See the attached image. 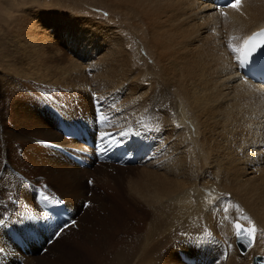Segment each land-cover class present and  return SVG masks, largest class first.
Returning a JSON list of instances; mask_svg holds the SVG:
<instances>
[{
    "label": "bare ground",
    "instance_id": "bare-ground-1",
    "mask_svg": "<svg viewBox=\"0 0 264 264\" xmlns=\"http://www.w3.org/2000/svg\"><path fill=\"white\" fill-rule=\"evenodd\" d=\"M94 1L97 2L99 5L106 6L108 8V11L112 14V19L104 22L102 21L103 23H94L96 25L93 24L92 26H95L96 28L94 30H92L93 28L91 27V29L89 28V31H93V34H90V36H88V32L84 33L85 35L83 37H86V39L81 40V46L76 40L78 38L76 36H80V34H73L71 32L73 31L71 27L62 28V21H59V23H61V26L56 27V33L58 32L59 35L64 29L67 30L70 38L72 39L71 49H73V51L75 50L74 52L77 53L76 56H78L81 52V61H85L87 63L86 65H89L93 69H95L96 67L102 69L104 68L105 73H107L104 74V77L105 75H110L117 78L119 82L128 81L130 84L139 85L140 83H145L147 86H149L153 103L152 105L149 104L150 107H148V109L144 108L145 110L142 113L140 111L141 108L139 109V113H141V117L139 116L141 118V126L136 127L134 125L135 130L132 129L131 131H116L117 133L114 135L112 133L113 131L110 130L111 123L109 124L108 128H105L103 126L105 122H111L112 116L110 113L105 114L104 109L99 105V107H101V110L97 106L98 117L97 119H95L96 116L94 115L93 109H91L92 116H90L88 107L84 103H82L81 100L76 97V95H74L73 99L70 98L71 95L76 92V90V93L79 94V84L75 83L77 81V77L72 78L69 76L72 75V70H77L78 72L80 67L77 66L76 63H72L73 61L71 62V64L66 66L65 63L67 62L68 57H63L64 54L62 55V53L59 51V42L50 44L48 38L44 34V28L42 29V27H38L35 22L34 24H32L33 21L32 23L27 22L29 18L28 13L35 14L36 12H33L32 9H30L29 11V9L26 8L23 13L13 15L11 13H7L6 11L7 14L12 15V19L11 21H9L8 24V26H10L9 29L11 28L17 32L19 31V33H17L18 40H15L16 36H13V39L16 41L13 43L22 49L20 50L21 53L18 54L16 57H19L18 61L21 64L22 60H24H21L20 58L23 57V52L26 58L25 64L30 66L31 69L28 70V74H22V76L17 73H11L13 75L5 74V83H3V80L0 79V224H3V228H0V264H13L16 261L20 263L23 262L24 264L57 263L56 260L58 258V255L61 254L60 251H58L59 253L54 254L53 252H49L47 256L44 255L45 257H41L40 255H33L38 253L39 246L42 245L43 242L45 243L46 240H51L53 231L62 229V227L58 228L52 222L45 226L40 225L38 223V218L42 216L44 217L42 219H45V214L44 212H41L38 206L42 207V211H44L45 207L49 206H57L60 204H63L66 208L68 206L74 215L73 216L69 211L71 214V220L74 221V225L66 226V228L64 229L65 231H60L58 238H60V240L67 239V241L73 240V247L82 245L85 253L88 254L89 259L91 258L93 259V261H98L99 264L100 260H97L98 253L108 254V256L101 257L105 264H157V261L159 262L158 264H160L165 255L163 257L159 256L165 246L169 245L171 241H176L180 237V234L188 233L189 231H191V229H194V226H200L201 221L205 222L215 232L219 231L221 234L227 232V224L224 221L223 216H220V219H218L216 217L217 215H214L216 213H214L213 216L217 218L215 221V218L213 219V216H211L212 209L210 208V210L208 208L209 210H206L207 207L204 209L206 211L205 212L200 206H198V211H196L197 217H199V221L197 217L195 218V216L192 215L193 218L190 219L189 223H185L186 226H189L187 228H185L184 224H178V222L176 223V220L174 221V219H172L175 215L173 213V208L175 207L174 204L176 202V199H184V196L186 195V193H188V190L191 191V188H184L185 183L182 185L180 180V183H176L178 181H176L175 179L174 182L173 179H171L172 177L165 179L164 177L168 176L169 174L157 173L158 170L163 167L162 162L164 161L168 163V167L171 166V170L169 171L171 172L170 175L175 177L179 168L177 162H181L179 161L180 157H165L166 155H163L164 153L162 154V152L164 151L161 152L160 149L163 148V146H158L157 144L159 143H157V140L160 139V142L162 144L165 140L164 136L167 138V141H170L169 143H171L170 146L165 142V145L170 146V150L172 149V147H175L177 145L182 147L185 144V146H183V157H181L182 162L185 163V173L184 171L182 173L185 176V180L192 181L193 175L195 176L194 173L197 172L198 167L197 170L194 167L195 165H197L195 164L196 160H194V156L198 155V157L203 163H206L207 159H209L210 162L207 164H209L211 166V169L213 170H210V172L206 173H210V178L214 180L212 186L219 193H221L220 195H222V193H229L230 196L233 194L235 198H237V191L243 192L245 190V192L256 201L258 200V198H263L262 203H264V180H262L264 177L261 179L262 183L258 184L253 181V179H251L252 172L253 174H257L264 170V159L263 157H261V154L258 157L256 155H252V160L247 163L241 160L243 164L240 162V166H237V157L233 160L231 159L236 156H234L232 152V155L230 154V152L229 154L230 156L234 157L229 158V156H220L222 150L223 152L225 150V152L228 153L226 149L229 150V148L231 147V145L230 147H228L227 145L226 148L225 144H223L224 141L226 142L228 138H230V135L227 139L223 137L225 136L223 135L225 125L227 126L226 123L228 122V120H233L234 122V119L228 118L229 112L226 109L230 108L229 105L232 104L231 101L236 102L238 94L241 96L245 95L246 99L248 98V96L250 97V99L252 97V100L256 99V102L254 100L255 104H264V89L260 88V86L258 85H252L247 81H243L237 74V63L239 60L241 47L251 34H253L256 30L264 26V0H240L238 7L226 8L222 11H214L212 5L209 4L207 0ZM22 2L24 1L18 0L17 5L21 6ZM12 3L14 4V2H11V4ZM58 4L60 3L58 2ZM41 10L47 11L46 9ZM21 11L22 6L20 10H16V12ZM47 12L54 11L48 10ZM36 14H39L38 11ZM48 17H50V19L57 18L61 20V18H58V16L53 14H49ZM114 20H118V23L123 25L122 27L125 28L123 34L125 35H121L114 32V35H117L119 37L115 38L114 36H112V34L108 35L107 33L101 30H98V32H96L97 29L101 28H103L102 30L108 33H110V31L112 32L113 29L111 30L107 23L109 22L115 24L116 22ZM123 22H126L127 24H123ZM36 23L38 22L36 21ZM23 24H27V26L25 25V28H23ZM3 25L5 26V24ZM116 26L119 27V25L117 24ZM129 35L134 36L133 39L136 42L134 44L135 46L141 43L144 47L143 52L145 51V56H147L148 62L143 59V61L147 63L144 62V65L142 67L140 65L138 66L137 64L135 65L134 60L128 59V55L132 53L130 51L132 49L130 48L129 50V47H133V45L130 42H121L120 40V38L122 39L124 36L126 38L127 36L129 37ZM93 37L99 38V42H97V44H95L96 41H92ZM52 39L54 40V38ZM87 39L90 40L88 41ZM50 46H54L55 48L53 47L52 49V47ZM232 48H236L237 52L232 54ZM122 49H125L127 52H129V54L125 53ZM135 53H137V50L135 51ZM92 54L96 55V57H99L97 61L100 64L94 63V60L91 61L90 57ZM47 55L50 56L47 57ZM143 61L141 60L142 64ZM5 65L11 66L12 60L9 59L5 61ZM37 68L39 69L38 72H40L44 76L40 78V80L43 82H39L40 88H42V93L44 94V92H50V88L55 87L53 91L56 92L59 96L56 99L54 98V96L47 95V99L45 98V105L41 104L39 100L37 101V97L33 98L32 96H27L26 94H23V92L30 94V92L33 91L31 87V85L34 86V84H32L33 81L32 83L29 82L27 84H25L24 82L25 85L23 86L20 84V87L18 85L19 83H17V76L25 77V79H28V77L32 79L31 77L33 76V74H36L35 71ZM50 73L53 74L49 75ZM2 75L3 72L0 71V78H3ZM48 75L49 77L53 78L58 77V80H56L55 82H49L45 80ZM19 79L21 78L19 77ZM100 80L101 79L99 78L98 82ZM103 81L105 82L106 80ZM101 82L102 81H100V83ZM42 84H47V88ZM16 85H18L19 90ZM99 86L100 88L102 87V85ZM147 86L144 87L146 88ZM117 87L118 86L116 85V88ZM21 88L22 95L20 92ZM59 88L64 89L60 90ZM102 88L103 90L105 89L104 87ZM138 89L141 90L142 88ZM126 91H128V89ZM117 92L114 91V94ZM108 95L112 94L108 92ZM117 95L118 94H116L115 96ZM141 95H143V93ZM10 96L13 98V100ZM129 96L131 97V95H129L128 93V97ZM65 97L68 98L70 101H67ZM133 97L136 98V94ZM59 98L61 102L58 100ZM127 99L129 98H126L124 100ZM4 100L8 102L6 103ZM238 100L240 99L238 98ZM248 100L249 99H247V101ZM129 102L130 101L127 100L128 105ZM147 102H150V100ZM241 102L242 101L240 100V103ZM47 103H52L51 108H53L55 112L52 111V109L47 105ZM254 103L252 102L251 104L254 105ZM120 104L117 108H120ZM130 104V106H132L133 102ZM96 105L98 104L96 103ZM153 105H157L158 107H156L158 109L155 108L154 110L150 111L149 109H151V106ZM177 105L181 106L184 109V113L190 114L189 109H191V112L193 114H190L192 116H189L192 117V119L195 121V123H192L191 121V124L195 125L196 123H199V128H201L200 130L202 133H197H201L200 138H202L203 136V142L207 141L206 144H209L212 148L209 147V149L205 151L203 150L204 153H199V150H201L202 147L203 149L207 148L206 146L204 147L200 144L199 147L201 149L198 147L199 150L197 148V152L195 144H193L194 139H192V137L189 138V132L192 131L191 125L188 124L186 120L187 117L185 119L184 113L179 111L180 108H178L179 106L177 107ZM233 105L235 104H232V106ZM245 105L243 107H245ZM253 105L252 107L255 108L256 105ZM124 106L126 105L124 104ZM130 106H126V108L128 107L129 109ZM135 106L136 105L134 104V106L132 107ZM243 107L242 110L244 109ZM124 108L125 107H123L122 109L124 111L127 110L128 112V109ZM232 108L235 109L236 105ZM239 108H241V106ZM187 109L188 112H186ZM57 111L62 115V118H64V120H66L73 127L67 137L63 136L60 130L58 132L51 128V119L56 116L55 113L57 114ZM231 111L232 109L230 110V113ZM253 111L254 110H252L251 113H253ZM262 112L260 111L259 115L262 116ZM134 113L135 112L133 111L132 116L137 115L136 113ZM234 113L236 114V112ZM241 113H238L237 115H240ZM122 115L121 118H123ZM246 115L244 113V118ZM47 117H49L50 119H47ZM241 117L243 116L241 115ZM251 117L254 118L253 115ZM126 118L128 119L129 117L127 116ZM134 118L137 117L135 116ZM198 119H202L201 122H198ZM95 120H99V129H97ZM241 120L242 119H238L237 121L239 122ZM249 120L251 119H248L246 123L250 126ZM254 120H256V118ZM135 121L136 119H134V124L137 123ZM124 122L127 123V121ZM171 122V128L166 129V126H168ZM236 122H234V125ZM258 122L261 123L260 121ZM253 123H255V121ZM125 124L123 125L125 126ZM114 125L112 126V129ZM63 126L65 127L63 121L58 120L56 127H59V129H61V127ZM232 126H230V128ZM243 126L246 128L247 131V127L245 126V124ZM253 126L254 125L252 124V127H250L251 130ZM260 126L263 127L262 123L260 124ZM12 127L16 129L14 130L12 129ZM236 127L238 129V126ZM175 128H181V131L179 130L180 132H178V130H175ZM226 128L228 129V127ZM232 128L231 130H233ZM147 129L153 131V134L154 131H156L159 137H156L155 134L153 136H141L134 132L139 131L140 133H144L145 135ZM73 130L76 133L77 137H73ZM251 130L250 132L253 133V130ZM259 130L260 129L258 128V131ZM173 131H175L174 134ZM82 132H87V134L93 136V139L96 141L97 147L95 151L99 152V162L94 158L92 153H88L87 148L80 145L78 137H81V140H84ZM229 132L232 133L231 131ZM95 133H98L97 136L95 135ZM233 134H236V132ZM226 135L228 136L227 132ZM236 135L234 136L238 137ZM246 135L244 136L245 139H249V136L246 137ZM263 135L264 133H262L260 137L256 138L260 139ZM102 137L104 139H101ZM233 137L229 140H233ZM239 137L237 139L240 140ZM244 137L242 138L244 139ZM76 138H78V140H76ZM252 138L254 139V136ZM234 140L236 141V139ZM244 140L241 139L240 141ZM236 142L233 143L236 144ZM257 143L256 146L261 145L260 141L259 144ZM121 144L124 145V148L129 153H134L136 151L141 152V154L144 156V159L137 162L135 164V167L137 168L138 164L144 165V169L139 170L130 167V165L127 163V159L125 158L117 161L116 155L113 154V151L115 147H118ZM197 144L199 145V143H196V145ZM230 144L232 143L230 142ZM222 145L225 146L223 147L224 149H222ZM234 146L236 148L233 147L230 149L233 150L234 148H238L237 145ZM248 148H250V145H248ZM240 149L241 148L239 147V150ZM80 151L82 152V154H80ZM225 152L223 154L228 155ZM255 152L256 151H254V153ZM238 153L240 152H237V156ZM250 153L251 152H249L248 155H250ZM67 155H71L72 158L67 157ZM178 156H180V154ZM75 158L78 160L82 159L84 160V162L82 163V161H76ZM241 158H243V155ZM241 158H238V160ZM88 159L90 161H88ZM243 160L245 159L243 158ZM96 162H98L97 164H99V168L95 171L93 170V168H95L94 165H96ZM196 162H198V160ZM198 164H200V167L201 162ZM126 166L130 167V169H127ZM203 168H199L200 173H202V171H205L202 170ZM11 170H14L15 173ZM129 172L134 173H130L129 176ZM89 173H92V175L94 176H96L95 174L102 176L104 181H102V179H99L98 177H96V179L95 177L92 178ZM261 173L259 175H261ZM258 176L256 179H258ZM126 178L127 183L129 185H134L135 191L139 194H141V187L138 185L140 183L138 181L142 179L143 181L148 180V183L146 182L147 185H143L142 189L144 191L145 189L146 191L148 190V198L151 197L156 199L154 203H147L149 207L151 206L153 207V209L156 210V213L152 217L151 224L148 227H144L146 229L141 230V232L136 231L138 234L135 233L136 235H133V233L131 234V237H128V234L124 237L122 241H119L116 240L115 236V239L113 237L109 238L111 235L110 232H104V234L107 236L96 232V225L90 227L91 223H88V221L91 220L90 216H92V214L96 215V212L100 213L101 216L105 214H107L108 216L114 210V208H108L107 197L97 193L99 189H102V193H105V191L109 189L112 192L116 190V193L118 194L123 193L126 196L129 195L128 191L124 186ZM222 180L224 181V184L221 182ZM110 181L112 183H109ZM133 181L136 182L134 183ZM258 191L262 193V195H259ZM192 192L195 191L193 190ZM212 194L211 196H213ZM87 195H89V204L94 206V208L89 207V209L84 211V213L81 215V218H77L76 220V213L81 212V204L82 202L86 201L85 198H88ZM175 195H177V198ZM242 197L243 198H238L243 199V201L245 202L244 196ZM246 197L245 199H247ZM11 198L16 200L15 205H13V201L10 200ZM238 198L237 200H239ZM41 200L48 201L50 205H44L43 202H40ZM185 201H187V199ZM247 201L248 202H246L245 204L246 206H249V204L247 203L251 202L250 200ZM65 203H67V206ZM245 204L243 206L244 209L246 208ZM251 204L255 205V203ZM242 205L240 206L242 207ZM189 207L190 206L188 205V208ZM257 207L254 206V210H259L262 208L264 209V204H261V206L259 205L258 209H256ZM251 208L252 207L250 205L246 209L250 210ZM214 210L215 209L213 208V212ZM254 210L252 209V211ZM260 211H254V213H259ZM251 212L248 213L253 214ZM187 213L189 214V212ZM5 215H8L7 219L4 218ZM258 215L253 214L252 216L255 217H253L252 221L255 222L258 226V230L264 231V220L261 221L258 217H256ZM213 220L214 223L216 222L215 225L217 226L220 225V223L222 222L223 227L218 229L216 228L217 230L215 229V226L213 228ZM107 221L111 222L112 219L102 218L99 224L108 226L106 224ZM224 222L226 225H224ZM235 223L236 222H234L233 224ZM101 225L99 226V228H102ZM237 226L243 225L237 222ZM109 230L111 231V229ZM18 232L21 233V236L17 235ZM261 233L264 234L263 232ZM80 234H83L85 236L83 238L87 242V245L85 244V242L84 244L79 242L82 239V237L81 239L79 237L81 236ZM124 234H127V232L124 231ZM250 239L253 242L255 240L251 238V236ZM13 241L14 243L17 242L19 245L23 244V248L26 247L27 250L31 251V254L20 252L17 246L13 247ZM201 241L204 240L201 239ZM201 241L198 240L194 245H202ZM261 241L262 240H260L259 243H261ZM58 243L59 241L53 243V246L51 245V250L53 248L55 249L58 246ZM111 245V250L102 247L104 250L99 251V249L96 248V246L99 247ZM256 248H259V246ZM27 250L25 251L27 252ZM89 250L91 251L89 252ZM233 250L228 253V264H235L236 262V264H239L243 260L240 258V256H235V250ZM222 252L224 254L225 250ZM248 252L250 251L247 250V252L245 253L246 256L248 255ZM76 253L80 254L81 252L79 251V249H77ZM49 255H52V257L48 258ZM77 256L78 255H76V257ZM248 256V258H251L250 256L252 255ZM169 258L171 260H174V257L172 258L171 256H169ZM79 259H81V255ZM250 260L251 259H249V261ZM251 263L252 262H250L249 264ZM177 264H180V262L177 261Z\"/></svg>",
    "mask_w": 264,
    "mask_h": 264
},
{
    "label": "rangeland",
    "instance_id": "rangeland-1",
    "mask_svg": "<svg viewBox=\"0 0 264 264\" xmlns=\"http://www.w3.org/2000/svg\"><path fill=\"white\" fill-rule=\"evenodd\" d=\"M24 2H22V4H21V6H22V11L21 12H16V10L17 9H19L20 10V8H21V6L20 5H17V3H18V0H0V71H2L3 72V78H0V79H2L3 80V83H5L4 82V79H5V74L6 75H13V74H11V73H17V74H19V75H21L22 76V74L23 75H25V74H28L27 72H28V70L29 69H31L30 68V66H28V65H26L25 64V62H26V58H25V54L22 52V56L23 57H20L21 58V60L22 59H24V60H22V63L20 64L19 63V61H18V58L19 57H16L18 54H20L21 53V51L20 50H22L20 47H18V46H16V44H14L13 42H16L15 40H18L17 38V36H18V34L17 33H19V31L17 32V31H15L14 29H9V27L10 26H8V24H9V21H11V19H12V15H10V14H7V13H11V14H13V15H18V13H23L24 12V10L26 9V8H28L29 9V11H30V9H32V11L33 12H36L37 13V11H38V13L39 14H33V13H28L29 15H28V21L27 22H30V23H32V21H33V23L32 24H34V22H35V24L38 26V27H42V29H43V31H44V34H45V36L48 38V40H49V42H50V44H54V43H56V42H59V44H58V46L60 47V52L62 53V55H63V57H65V58H67V62L65 63V65L67 66V65H69V64H71V62L72 63H76V65L77 66H79L80 67V69H79V71L77 72V70H72V75H70L69 77H72V78H74V77H77L76 78V84H79V86H78V91H79V94H77L76 92H77V90H76V92L75 93H73L72 95H71V99H73V97H74V95H76V97H78V99H80L81 100V102L82 103H84L87 107H88V109H89V115L90 116H92V111H91V109H93L94 110V115L96 116L95 117V119H97V117H98V108H97V106L99 107V105L104 109V113L106 114V113H110L111 114V116H112V120H111V122H105L104 123V127L105 128H108V126H109V124L111 123V126H110V130L111 131H113L112 133L115 135L117 132L116 131H131L132 129L133 130H135V126L137 127V126H141V113L142 112H144V108H146V109H148V107H150L149 106V104L150 105H152V103H153V100L151 99V94H150V89H149V86H147L145 83H140L139 85H137V84H130L128 81H125V82H123V81H120L119 82V80L117 79V78H115V77H113V76H110V75H105V77H104V74H107V73H105V69L103 68H99V67H96L95 69H93L92 67H90L89 65H86L87 63L85 62V61H81V56L80 55H82L81 54V52H80V54L78 55V56H76L77 55V53H75L74 51H73V49H71V47H72V39L70 38V36H69V33L67 32V30H65V32H64V30L61 32V34H59V35H61V36H59L58 35V32L56 33V27H60L61 26V23H59V21H62V25H63V27L62 28H65V27H71L72 29H73V31H71L73 34L75 33V35L76 34H80V36L79 35H77L76 37H78L76 40L79 42V44H80V46H81V40H85L86 39V37H83L85 34L84 33H89L88 34V36H90V34H93V31H89V28L91 27V28H93L92 30H94L96 27L95 26H92L94 23H97V22H100V23H103L104 21H107V20H111L112 19V14L108 11V8L106 7V6H103V5H99L97 2H95L94 0H23ZM11 2H14V4L12 3L11 4ZM58 2L60 3V4H58ZM56 3H57V5H56ZM56 5V6H55ZM23 6H24V8H23ZM41 9H46L47 11L48 10H53L54 12H47V11H44V10H41ZM6 11H7V13H6ZM66 13V14H65ZM31 14V15H30ZM49 14H53V15H56V16H58V18H61V20L60 19H50V17H48V15ZM221 14V13H220ZM8 16V17H7ZM7 17V18H6ZM33 19H32V18ZM2 18V19H1ZM67 18V19H66ZM7 19V20H6ZM65 19V20H64ZM36 21L38 22V23H36ZM58 21V22H57ZM103 21V22H102ZM116 23L114 24V23H107L108 25H109V27L111 28V30H112V32L110 31V33H108V32H106V31H104V30H102L103 28H101V29H97V31L96 32H98V30H101V31H103V32H105V33H107L108 35H111L112 34V36H114L115 38H119L117 35H114V32L115 33H118V34H121V35H125V34H123V32H124V30H125V28L124 27H122L123 25L122 24H119L118 23V20H114ZM26 22V23H27ZM60 25H59V24ZM3 24H5V26L3 25ZM7 24V25H6ZM116 24L117 25H119V27H117L116 26ZM123 24H127L126 22H123ZM25 25L27 26V24H23L22 26H23V28H25ZM94 25H96V24H94ZM44 26V27H43ZM35 28V27H34ZM90 28V29H91ZM122 29V30H121ZM3 31V32H2ZM14 32H15V34H14ZM64 35V36H63ZM13 36L16 38L15 40L13 39ZM59 36V37H58ZM19 37H20V35H19ZM54 38V40L52 39V38ZM82 37V38H81ZM133 35L131 36V35H129V37L127 36L126 38H125V36L121 39L120 38V40H121V42H123V41H125V42H130L132 45H133V47H134V49H133V47H129V50H130V48L132 49V50H130L131 52V54H129V52H127L125 49H122L125 53H127V54H129L128 55V59H132V60H134V64L136 65H140L141 67L144 65V62L145 61H143V59L144 60H148V58H147V56H145L146 54H145V51L143 52V49H144V47H143V45L141 44V43H139L137 46H135L134 44L136 43L135 42V40L133 39ZM56 38H57V40H56ZM63 38V39H62ZM89 38V37H88ZM71 41H70V40ZM13 40V41H12ZM51 40V41H50ZM56 40V41H55ZM61 40V41H60ZM88 41L90 40V39H87ZM87 41V42H88ZM92 41H96L95 42V44H97V42H99V38L98 37H93L92 38ZM63 42V43H62ZM3 46V47H2ZM142 46V47H141ZM18 47V48H17ZM50 47H52V49H53V47L54 46H50ZM137 47V48H136ZM18 50H17V49ZM55 48V47H54ZM23 49H24V47H23ZM137 50V53H135V51ZM48 51V50H47ZM60 53V54H61ZM232 54H234L233 52H232ZM40 55V54H39ZM39 55H37V56H39ZM121 55H123V54H121ZM48 56H50V55H47V57ZM91 61H93L94 63H98V64H100L97 60L99 59V57H96V55H94V54H92L91 55ZM147 58V59H146ZM9 59H11L12 60V65L11 66H8V65H5V61H7V60H9ZM71 60V61H70ZM141 60L143 61V64H142V62H141ZM70 61V62H69ZM17 62V63H16ZM83 62V63H82ZM148 62V61H147ZM147 62H145V63H147ZM58 63H60V62H58ZM89 63V62H88ZM25 64V65H24ZM47 65V64H46ZM26 66V67H25ZM59 66V65H58ZM11 67V68H10ZM14 68V69H13ZM25 68V69H24ZM10 69V70H9ZM19 69V70H18ZM87 69H88V71H87ZM18 70V71H17ZM27 70V71H26ZM38 68L36 69V71H35V73L36 74H33V76L31 77L32 79H30L29 77H28V79L26 80L25 79V77H21V76H17L18 77V81H17V83H19L18 85H19V87L21 86V85H25V84H27V83H29V82H31L32 83V81H33V83L32 84H34V86L33 85H31V87H32V90L33 91H31L30 92V94H28V93H24L23 92V94H26L27 96H32L33 98H36V100L38 101L39 100V102L41 103V104H43V105H45V103H46V99H47V95H49V96H54V98H58L59 96L57 95V93L56 92H54L53 90L55 89V87L53 88V87H51L50 88V92H44V94L42 93V88H40V83L39 82H43V81H41L40 80V78L41 77H44L40 72H38ZM24 71V72H23ZM156 71V70H155ZM41 74V75H40ZM51 74H53V73H50L49 75H51ZM80 74H81V76H80ZM49 75L45 78V80H47V81H49V82H55L56 80H58V77H49ZM103 76V77H102ZM108 76H110V77H108ZM19 77L22 79V80H24V81H22L21 79H19ZM39 77V78H38ZM10 78H12V77H10ZM38 78V79H37ZM68 78V77H67ZM66 78V79H67ZM97 78H98V80H99V78L101 79L100 81H102L101 83H100V81L98 82V80H97ZM105 78V79H104ZM34 79V80H33ZM110 81H109V80ZM21 80V81H20ZM38 80V81H37ZM97 80V81H96ZM103 80H106L105 82L103 81ZM112 80V81H111ZM20 81V82H19ZM28 81V82H27ZM65 81V80H64ZM97 83H96V82ZM11 82V81H10ZM21 82H23V83H21ZM24 82H25V84H24ZM94 82H95V84H94ZM118 82H119V84H118ZM122 83H124V84H122ZM21 84V85H20ZM105 84V85H104ZM107 84V85H106ZM115 86H114V85ZM127 84V85H126ZM18 85H16L17 86V88H18ZM42 85H44V86H46V88H47V84H42ZM99 85H102V87H104L105 89V91L103 90V88L101 87L100 88V86ZM113 85V86H112ZM116 85L119 87H117L116 88ZM121 85V86H120ZM135 87H134V86ZM61 86V85H60ZM99 86V87H98ZM125 86V87H124ZM127 86H129V87H127ZM131 86H133V87H131ZM142 88L141 90H139L138 88ZM140 86H143V87H140ZM144 86H147L146 88L144 87ZM36 87V88H35ZM23 88H27V87H23ZM45 88V87H44ZM88 88H90V89H88ZM114 88H115V90H114ZM125 88H127L128 89V91H126L127 89H125ZM135 88H136V90H135ZM39 89V90H38ZM60 89V88H59ZM64 89V88H63ZM62 88L60 89V90H63ZM113 89V90H112ZM123 89H125V90H123ZM18 90H19V88H18ZM37 90V91H36ZM52 90V91H51ZM89 90V91H88ZM121 92H120V91ZM149 90V91H148ZM95 91V92H94ZM103 91V92H102ZM114 91L115 92H120V93H115L114 94ZM125 91H126V93H125ZM139 91V92H138ZM20 92H21V95H22V88H21V90H20ZM52 92V93H51ZM98 92V93H97ZM100 92V93H99ZM108 92L110 93V94H112V95H108ZM123 92V93H122ZM129 93V95H131V97L129 96L128 97V93ZM134 92V93H133ZM143 93V95H141L142 93ZM105 95H104V94ZM147 93H148V95H150V96H148L147 95ZM3 94H5V93H3ZM54 94V95H53ZM82 94V95H81ZM116 94H118L117 96H115ZM122 94H123V96H122ZM134 94V95H133ZM135 94H136V98L135 97H133V96H135ZM138 94H140V95H138ZM146 94V95H145ZM103 95V96H102ZM82 96V97H81ZM99 96V97H98ZM119 96V97H118ZM121 96H122V98H121ZM124 96H125V98H124ZM140 96H144L143 98L141 97H138ZM146 96H147V98H146ZM11 97V96H10ZM103 97V98H102ZM149 97V98H148ZM243 97V98H242ZM12 98V97H11ZM46 98V99H45ZM66 98V97H65ZM109 98V99H108ZM115 98H116V100L117 101H119V102H117L116 100H115ZM126 98H129V99H127L128 101H130L129 102V105H128V103H127V100H124V99H126ZM133 98H134V100H133ZM147 100V101H149L150 100V102H147L145 99ZM238 98L243 102H241L240 103V100H238ZM94 99V100H93ZM137 99H138V101H137ZM244 101H243V100ZM247 99H249L248 101H247ZM246 99V97H245V95L243 96H241V95H238L237 94V101H239V102H234V101H231V103L232 104H235L236 105V108L234 109V108H232L233 106L235 107V105H233L232 106V104L231 105H229L230 106V108H226L227 110H228V112H229V115H228V118L230 119V118H232V119H234V122H236L238 119L240 120V119H242L241 121H237L236 123H235V125L236 126H238V129H237V127L234 125V122H233V120H228V122L226 123L227 124V126L225 125V130L223 131V135H225V136H223V137H225V139H227L228 137H229V135H230V138H228V140L229 139H232V137L234 136V135H236V136H241V137H239L240 138V140L242 139V140H244L245 139V135H246V133H247V135H246V137L247 136H249V139H245L244 141H240L239 139H237L238 137H233V140H227L226 142L224 141V143L223 144H225V146H226V148H227V145H228V147H230V145H231V147L230 148H233V147H235L234 145H237V149H230L229 148V150L228 149H226V151L228 152V153H226L225 152V150H224V152L226 153V154H228V155H224L223 153V150L221 151V153H220V156H222V157H227V156H229V158H231V157H234L235 155V157L234 158H231L232 160L233 159H235L236 157H237V166L239 165L240 166V164L242 163L243 164V162H241V160L242 161H244L245 163H247V162H249V161H251L252 160V155H256L257 157L258 156H260V154H261V157H263V159H264V135L260 138V139H258V138H256V137H260L261 135H262V133H264V117H262V116H264V104H255L254 103V100H255V102H256V99H254V100H252V97H251V99H250V97L248 96V98ZM12 100H13V98H12ZM60 102H61V100H60V98L58 99ZM66 100L67 101H70L68 98H66ZM131 100H132V102H133V104H132V106H134V104L137 106H135V107H132V106H130L131 104L130 103H132L131 102ZM136 100V101H135ZM152 100V101H151ZM246 100V101H245ZM5 101V100H4ZM251 101V102H250ZM6 103L8 102V101H5ZM35 102V101H34ZM136 102V103H135ZM246 102V103H245ZM254 103V105L253 104H251V103ZM96 103L98 104V105H96ZM121 103V104H120ZM240 105H239V104ZM247 105H245V104ZM3 104H4V102H3ZM89 104V105H88ZM121 105V106H119L120 108H117L118 107V105ZM124 104L126 105V106H130V107H132V108H130L129 107V109H128V107L126 108V106H124ZM245 105V107H246V109H245V107H243L244 105ZM47 105L51 108V106H52V103H47ZM75 105V104H74ZM148 105V106H147ZM251 105V106H250ZM252 105L253 106H255V108L258 106V105H260V106H262V107H260V106H258L256 109L254 108V107H252ZM141 106V107H140ZM144 106V107H143ZM157 105H153V106H151L152 108L151 109H149L150 111L151 110H154L155 108H157L156 107ZM179 105H177V107H178ZM241 106V108H239ZM101 107H99L100 108V110H101ZM123 107H125L124 109H128V112H127V110H123L122 108ZM139 107V108H138ZM143 107V108H142ZM186 107V106H185ZM242 107L245 109H243L242 110ZM261 108V110H260V108ZM143 109V110H141V109ZM178 108H180L179 109V111H181V112H185L184 111V109L181 107V106H179ZM248 108V109H247ZM52 109V111L53 112H55L54 111V109L53 108H51ZM112 109V110H111ZM132 109V110H131ZM137 109V110H136ZM139 109H140V111H141V113H139ZM158 109V108H157ZM156 109V110H157ZM232 109V111H231V113H230V110ZM254 110L253 111V113H251V111L252 110ZM123 110V111H122ZM136 110V111H135ZM234 110V111H233ZM235 110H237V111H235ZM240 112H239V111ZM242 110V111H241ZM249 110H251V111H249ZM256 110V111H255ZM262 112L261 114H262V116L261 115H259V112L260 111ZM37 111V110H36ZM41 111V110H40ZM133 111L137 114V115H135L137 118H139V119H137V118H134L135 116H132V113H133ZM246 111V112H245ZM249 111V112H248ZM44 112V111H43ZM58 112V111H57ZM132 112V113H131ZM149 112V111H148ZM178 112V111H177ZM186 112H188V109L186 110ZM189 112H190V114H193L192 112H191V109H189ZM234 112H236V114L234 113ZM243 114H242V113ZM125 113V114H124ZM127 113V114H126ZM131 113V114H130ZM134 113V114H135ZM233 113H234V115H233ZM238 113H241L240 115H237ZM244 113H245V115L247 116H245V118H244ZM258 113V114H257ZM123 114V115H122ZM133 114V115H134ZM148 114H150V113H148ZM178 114V113H177ZM176 114V115H177ZM190 114H188V113H184V117H185V119H186V117H187V122H188V124L189 125H191V129H192V131H190L189 133H190V136H189V138L190 137H192V139H194L193 140V144H195V148H196V150H197V148L200 146V144L202 145V146H206L207 148L206 149H203V147H202V149L201 150H199V148H198V150H199V153H204V151L205 150H207V149H209V147H211L209 144H206L207 143V141H205V142H203V136H202V138H200V134L202 133L201 132V128H199L200 126H199V123H196L195 125L193 124H191V121H192V123H195V121L192 119V117H190V116H192V115H190ZM257 114V115H256ZM55 115L56 116H54V118H52L51 119V128L53 129V130H55V131H58L59 132V127H56V124H57V122H58V120H62L63 121V124H65V126H66V124H68V122L66 121V120H64V118H61L60 116H62L59 112L56 114L55 113ZM59 115V116H58ZM121 115H122V117L123 118H121ZM124 115H125V117H124ZM179 115V114H178ZM188 115V116H187ZM190 115V116H189ZM235 115H236V118H235ZM241 115L243 116V117H241ZM253 115V117L254 118H252L251 116ZM257 116L258 117V119H260V120H258L257 119V117H255V116ZM118 116V117H117ZM120 116V117H119ZM129 117L128 119L126 118V117ZM133 117V118H131V117ZM140 116V117H139ZM249 116V117H248ZM120 118H121V120H120ZM190 118V119H189ZM251 119V120H249V123H250V126H249V124H247L246 122L248 121V119ZM256 118V120H254ZM47 119H50L49 117H47ZM115 119V120H114ZM130 119V120H129ZM134 119H136V121L135 122H137V123H135L134 124ZM189 119V120H188ZM246 119V120H245ZM263 119V120H262ZM201 120L202 119H198V122L200 121L201 122ZM243 120H245V121H243ZM252 120H254L255 121V123H253L254 121H252ZM91 121H92V118H91ZM120 121H121V123H120ZM124 121H127V123L126 122H124ZM130 121V122H129ZM243 121V122H242ZM252 121V122H251ZM258 121H260L261 123H262V126L263 127H261L260 126V124L261 123H259ZM54 122V123H53ZM95 122H96V126H97V129H99V120H95ZM197 122V121H196ZM231 124H230V123ZM258 124H257V123ZM121 125H120V124ZM125 124V126L123 125V124ZM229 123V124H228ZM240 123V124H239ZM254 125L253 126V128H255V129H253L252 128V130H253V133H251L250 132V130H251V128L250 127H252V124ZM115 124V125H114ZM119 124V125H118ZM171 124H172V122L168 125V126H166V129L167 128H171ZM232 124H233V126H232ZM239 124V125H238ZM245 124V126L247 127V131H246V128L243 126ZM247 124V125H246ZM255 124H257V125H255ZM114 125V127H113V129H112V126ZM129 125V126H128ZM135 125V126H134ZM118 126V127H117ZM195 126H196V128H195ZM230 126H232V127H234V128H232L233 130H231V128H230ZM226 127H228V129L226 128ZM129 128V129H128ZM240 128V129H239ZM256 128H257V130H256ZM258 128L261 130V132H260V130L258 131ZM12 129H16V128H14V127H12ZM72 129H73V127H72ZM197 129V130H196ZM198 129H199V131H198ZM230 129V130H229ZM236 129V130H235ZM108 130V129H107ZM175 130H178V132H180L181 131V128H175ZM180 130V131H179ZM227 130V131H226ZM235 130V131H234ZM248 130H249V132H248ZM251 130V131H252ZM229 131H231L232 133H230ZM234 131V132H233ZM238 131V132H237ZM240 131H241V134H240ZM246 131V132H245ZM135 133H137V134H139V135H141V136H153L154 134L156 135V137L158 136L159 137V135H158V133L156 132V131H154V134H153V131H151V130H148L147 129V132H146V134L144 135V133H140L139 131H134ZM174 132L175 131H173V134H174ZM197 132H201V133H197ZM225 132V133H224ZM226 132H227V134H228V136L226 135ZM236 132V134H233V133H235ZM245 134H244V133ZM256 134H255V133ZM150 133V134H149ZM195 133V134H194ZM251 133V134H250ZM261 135H260V134ZM73 137H77L76 136V133L74 132V130H73ZM97 134L98 133H95V135L97 136ZM191 134H193V135H191ZM254 136V139H255V141H254V139L252 138L253 136ZM195 136V137H194ZM197 136V137H196ZM242 137H244V139L242 138ZM79 138V137H78ZM78 138H76V139H78ZM164 138H165V140H164V142L161 144V140L160 139H158L157 140V143H159V144H157L158 146L159 145H161V147L163 146V148H161L160 150H161V152L162 151H164V152H162V154L163 155H166L165 157H168V156H171L172 158L173 157H177V158H179L180 160L179 161H181V162H177V164L179 165V168H178V172H177V175L174 177V176H171L170 175V173L171 172H169L170 170H171V166H170V164H169V166L170 167H168V163L167 162H162V164H163V167L160 169V170H158V174H169L168 176H165L164 178L165 179H168L169 177H172L171 179H173V181L175 182V179H176V181H178V182H176V183H180L181 182V184L183 185L184 183V188H191V191H189L188 190V193H186V197L184 196V199L183 198H179V199H176V202H175V204H174V208H173V213L175 214L174 215V217L172 218V219H174V221L176 220V223L178 222V224H184L185 225V223L186 222H188L189 223V221H190V219L191 218H193L192 217V215H194L195 216V218L197 217V211H198V206H200L203 210L206 208V210H209L210 208L212 209H210L212 212V215L211 216H213V214L214 213H216V214H214L218 219H220L219 217L220 216H223V218H224V221L226 222V224H227V232H225L224 234H221L219 231H217V232H215V231H213V229H211L210 228V226H208L205 222H200V226H198V227H195L194 226V229H191V231H189L188 233H185V234H180L179 236V238L176 240V241H171L170 242V244L169 245H167V246H165V248L162 250V252H161V254H160V256L159 257H163L164 255H165V257L162 259V261L160 262V264H177V261H179L180 262V264H184L183 262H182V260L181 259H184V257L185 256H188V257H190V258H195V259H197V260H200V262L201 263H205V264H228V261H227V258H228V255L229 254H227V256L225 255V256H223V254H222V251H224L225 249H227L226 247H228L229 249H231V251L233 250L234 251V254H235V256H240V258L243 260V261H241L239 264H249L250 262H252V260H253V257H255V256H257V255H259L260 257H264V241H263V237H264V234H262L261 232H263L264 233V231L263 230H258V226L256 225V223L255 222H253L252 221V219H253V217H255V216H252L253 214H256V215H258V216H256V217H258L261 221H263L264 220V209L262 208V209H259V210H254L255 208H254V206L255 207H259V205L261 206V204H264V203H262V200H263V198H258V200L256 201L255 199H253L252 197H250L246 192H245V190L242 192V191H237V196L238 197H241V198H243L242 196H244V200H245V202L243 201V199H239L238 197V199L240 200H237V198H235V196L232 194L231 196L229 195V193H222V195H220L221 193H219L216 189H214V187L212 186V183H214V180L213 179H211L210 178V173H206V172H210V170L212 171L213 169H211V166L209 165V164H207V163H209L210 161H209V159H207V162L206 163H203L201 160H200V158L198 157V155H196V156H194L195 157V159L194 160H198V162H196L195 161V164H197V165H195L194 167H195V169L197 170V167H198V170H197V172H195L194 174H195V176L193 175V177H195V178H193L192 177V181H189V180H185L184 179V174H182L183 173V171H184V168H185V163H183L182 162V158L181 157H183V146H185V144L181 147V146H175V147H172V151L170 150V146H171V143H169L170 141H167V138L164 136ZM250 138H252V139H250ZM197 139V140H196ZM224 139V140H225ZM234 139H236V141H238V142H236ZM201 140V141H200ZM257 140V141H256ZM260 141V144L261 145H257L256 146V143L257 144H259V141ZM195 141H199V142H195ZM248 141V142H247ZM249 141H251V142H249ZM254 141V142H253ZM96 142V141H95ZM165 142H166V144H169V145H165ZM168 142V143H167ZM230 142L232 143V144H230ZM236 142V144H234V143ZM243 142V143H242ZM252 142H253V144H252ZM256 142V143H255ZM196 143H199V145L197 144L196 145ZM240 145H238V144ZM251 143V144H250ZM263 143V144H262ZM234 144V145H233ZM242 145V146H241ZM248 145H250V148H248ZM224 145H222V149H224L223 147H225ZM245 146V147H244ZM256 148H254V147ZM261 146H263V147H261ZM165 147V148H164ZM169 147V148H168ZM239 147L241 148L240 150H239ZM244 149H243V148ZM261 147V148H260ZM174 148H175V151H174ZM177 148V149H176ZM212 148V147H211ZM210 148V149H211ZM164 149V150H163ZM168 149H169V151H168ZM249 149H251V150H249ZM166 150V151H165ZM177 150V151H176ZM198 150H197V152H198ZM204 150V151H203ZM248 150V151H247ZM233 151H235L236 152V154H235V152H233ZM244 151V152H243ZM246 151V152H245ZM254 151H256L255 153H254ZM259 151V152H258ZM168 154H167V153ZM170 152V153H169ZM177 154H175V153ZM229 152H230V154H231V152L234 154V156H230V154H229ZM237 152H240V153H238V156H237ZM249 152H251L250 153V155H248L249 154ZM166 153V154H165ZM180 154V156H178L179 154ZM254 153V154H253ZM182 154V155H181ZM242 154L243 155V158L245 159V160H243V158H241L242 157V155L240 156V155ZM245 154V155H244ZM258 154V155H257ZM224 155V156H223ZM232 155V154H231ZM244 156H246V157H244ZM250 156H251V158H250ZM256 156H253V157H256ZM67 157H69V158H72V156L70 155H67ZM238 158H241V159H239L238 160ZM68 160V159H67ZM163 160H164V157H163ZM231 160V161H232ZM171 162H173V161H171ZM201 162V166L199 167V165L200 164H198V163H200ZM241 162V163H240ZM164 163H165V165H164ZM183 163V164H182ZM202 163H203V165H202ZM240 163V164H239ZM106 164V163H105ZM97 165V164H96ZM182 165H184V166H182ZM208 165V166H207ZM167 166V167H166ZM203 166H204V168H203ZM94 167L95 168H93V170H95L96 171V169H98L99 167L98 166H95L94 165ZM127 167V169H130V167H132V168H135V169H139V170H141V169H144L145 167H144V165H139L138 164V166H137V168L135 167V165H130V167H128V166H126ZM201 167L203 168L202 170H205V171H202V173H200V169H201ZM200 168V169H199ZM207 168V169H206ZM264 169V168H263ZM195 170V171H196ZM12 172H14L15 173V171L14 170H11ZM90 172H92V171H90ZM181 172V173H180ZM205 172V173H204ZM262 172V173H261ZM261 172H259V173H257V174H253V172H252V178L251 179H253V181H255L257 184L258 183H262L261 181L262 180H264V170H262ZM130 173H132V172H129V176H130ZM134 173V172H133ZM132 173V174H133ZM184 173H185V171H184ZM261 173V175H259ZM91 176H92V178H94L95 177V179H96V177H98L99 179H102V181H104V179L102 178V176H99L98 174H95L96 176H94V175H92V173H89ZM204 174H206V175H204ZM209 174V175H208ZM124 175H126V174H124ZM182 175V176H181ZM202 175V176H201ZM203 175H204V178H203ZM254 175V176H253ZM259 175V176H258ZM197 176V177H196ZM257 176H258V179H256L257 178ZM254 177H255V179H254ZM260 178V179H259ZM263 178V179H262ZM203 179H204V181H203ZM208 179V180H207ZM249 179V178H248ZM262 179V180H261ZM179 180H180V182H179ZM185 180V181H184ZM106 181V180H105ZM209 181V182H208ZM134 182V181H133ZM136 182V181H135ZM134 182V183H135ZM138 182H140L138 185L141 187V194H139L138 192H136L135 191V186L134 185H129L128 183H127V178L125 179V183H124V186H125V188H126V190L128 191V194L129 195H125V194H123V193H121V194H118V193H116V190L114 191V192H112L111 190H106L105 191V193H102L101 191H102V189H99L98 190V194H100V195H102V196H105V197H107V200H108V202H107V206H108V208H114V210L112 211V213L110 214V215H108L107 216V214H105V215H100V213H98V212H96L95 214L97 215H93L92 214V216H90V218H91V220L90 221H88V223H91L90 224V227H92V226H94V225H96V232H98V233H101V234H104V232H106L107 231V233H111V235H110V237L109 238H114V236L116 237V240H119V241H122L123 239H124V237L125 236H127L128 234H129V236L128 237H131V234H133V235H136L135 233H137V232H141V230H144V229H146V228H144L145 226L146 227H148L150 224H151V220H152V217L154 216V214L156 213V210L155 209H153V207H149L148 205H147V203L149 202L150 204L151 203H154L155 201H156V199H154V198H148V190L146 191V189H145V191L142 189V186L143 185H147V183H148V180L147 181H143V179L142 180H139ZM137 182V183H138ZM145 182V183H144ZM147 182V183H146ZM183 182V183H182ZM223 184H224V181L222 180L221 181ZM109 183H112L111 181L109 182ZM194 183V184H193ZM206 185V186H205ZM112 186V185H111ZM187 186V187H186ZM195 191V192H192L193 190ZM216 190V191H215ZM191 192V193H190ZM214 192H216V193H214ZM193 193V194H192ZM212 193H214V194H212ZM147 194V195H146ZM191 194V195H190ZM211 194L213 195V196H211ZM258 194L259 195H262V193H260L259 191H258ZM206 195V196H205ZM215 195V196H214ZM88 196V198L86 197L85 199H86V201H88L89 203H90V201H89V195H87ZM131 196V197H130ZM176 196V198H177V195H175ZM198 196V197H197ZM234 196V197H233ZM247 196V197H246ZM223 197V198H222ZM245 197L247 198V199H245ZM190 198V199H189ZM249 198V199H248ZM52 199H53V197H52ZM187 199V201H185ZM10 200H12L13 201V205H15V202H16V200L15 199H10ZM189 200V201H188ZM233 200V201H232ZM247 200H250V202L251 203H255V205L253 206L251 203H247V204H249V206L251 205V209L249 210V209H246L247 207H249V206H246V202H248ZM46 200H41L40 202H45ZM237 201V202H236ZM48 202V201H47ZM57 202H59V201H57ZM56 202V203H57ZM239 202H242V203H239ZM243 202H244V204H245V209H244V204H243ZM257 202V203H256ZM191 203V204H190ZM239 203V204H238ZM66 204V206H67V203H65ZM202 206H201V205ZM243 204V205H242ZM256 204H257V206H256ZM40 205V204H39ZM82 205H83V202H82V204H81V208H82ZM155 205H157V204H155ZM184 205V206H183ZM188 205L191 207H189L188 208ZM240 205H242V207L240 206ZM90 208H94V206H92L91 204H90V206H89ZM89 207H87V208H82V209H80L81 210V212H79V213H76V216H75V218H76V220H77V218H81V215L84 213V211H86L87 209H89ZM241 207V208H240ZM258 207L256 208V209H258ZM38 208H40V206H38ZM67 208L69 209V207L67 206ZM188 208V209H187ZM209 208V209H208ZM213 208L215 209L214 210V212H213ZM252 209L254 210V211H260L259 213L258 212H256V213H254V211H252ZM190 210V211H189ZM197 210V211H196ZM221 210V211H220ZM236 210V211H235ZM69 211L71 212V210L69 209ZM205 211V210H204ZM224 211V212H223ZM252 211V212H251ZM186 212V213H185ZM187 212H189V214L187 213ZM194 212V213H193ZM206 212V211H205ZM248 212H251V213H253V214H250V213H248ZM191 213V214H190ZM196 213V214H195ZM208 213V212H207ZM210 213V212H209ZM219 213H220V215H219ZM222 213V214H221ZM258 213V214H257ZM71 214L73 215V213L71 212ZM223 214H225V215H223ZM230 214V215H229ZM234 214V215H233ZM250 215V216H249ZM7 216L8 215H5L4 216V218L5 219H7ZM74 216V215H73ZM226 216V217H225ZM180 218V219H178V218ZM216 217H214L213 216V219L216 221ZM228 217V218H227ZM240 217V218H239ZM245 217V218H244ZM99 218H100V220L102 219V218H108V219H112V221L111 222H109V221H107V225L108 226H105V225H101V224H99V222H100V220H99ZM199 217H197V219H198ZM214 220H213V223L212 224H214L213 225V228H214V226H215V229L217 228H221V227H223L222 225H223V223L221 222L220 223V225H215L216 224V222L214 223ZM227 220V221H226ZM198 221H199V219H198ZM225 222H224V225H226L225 224ZM234 222H239V223H241L242 225H246L249 229H251L252 231H253V233H254V235H255V237H257V239H255L254 240V242L256 243H254V245H253V247L251 248V250L249 249V251L250 252H248L247 254L248 255H252V256H250L251 258H248L246 255H240L239 253H238V251H237V249L235 248V245H234V236H233V228H232V224L234 223ZM264 222V221H263ZM69 225H71V224H67L66 226H69ZM74 225V224H73ZM73 225H71V226H73ZM101 225V227L102 228H99V226ZM193 225V224H192ZM229 226V227H228ZM51 227H53V226H51ZM187 227H189V226H186L185 225V228H187ZM0 228H3V224H0ZM229 228V229H228ZM109 229H111V231L109 230ZM216 229V230H217ZM60 231H65L64 229H59V230H55V231H53V233H52V236H54V234H57V235H59V233H60ZM81 231V230H80ZM79 231V232H80ZM101 231H103V232H101ZM122 231V232H121ZM124 231H126L127 232V234H124ZM137 231V232H136ZM260 231V232H259ZM113 232V233H112ZM258 232V233H257ZM223 233V232H222ZM21 233H19L18 232V234L17 235H20ZM138 234V233H137ZM139 234H141V233H139ZM262 234V235H261ZM81 236H79L80 237V239H81V237H82V239H81V241H79L80 243H82V244H84V242H85V244L87 245V242L84 240V238L83 237H85L83 234H80ZM132 235V236H133ZM21 236V235H20ZM104 236H107V235H105L104 234ZM258 236H261V237H258ZM263 236V237H262ZM78 237V238H79ZM58 238V237H57ZM55 239L54 240V242L53 243H55L56 241H59V243H58V246L54 249H52L51 250V247L53 246V243L50 245V244H44V246H43V248L44 249H46L47 251L45 252V253H42V254H39V253H37V254H33L34 256H38V255H40L41 257H45V256H47L48 254H49V252H53V254L54 253H59L58 251H60V253L61 254H59L58 255V258H57V263H55V264H99L98 263V261H93V259H89V257H88V254H86L85 253V251H84V249H83V247H82V245H78V246H74L73 247V240L72 241H67V239H61L60 240V238H58V239ZM115 239V238H114ZM129 239H131V238H129ZM201 239L202 240H204V241H206V242H204V241H201ZM74 240H75V238H74ZM201 241V244L203 245H201V246H190L191 244H195L197 241ZM260 240H262L261 241V243H259L260 242ZM47 241V240H46ZM68 242V243H67ZM14 241L12 242V245H13V247H14ZM44 243V242H43ZM64 243V244H63ZM262 244V245H261ZM262 247H261V246ZM62 246V247H61ZM63 246H65V247H63ZM259 246V248H256V247H258ZM78 247V248H77ZM106 248V249H108V250H111L112 249V245L111 246H99V247H97L96 246V248L97 249H99V251H103L104 249L103 248ZM111 247V248H110ZM114 247V246H113ZM222 248H224L223 250H222ZM77 249H79V251L81 252L80 254H78V253H76L77 252ZM259 250V252H258V250ZM261 249V250H260ZM40 249H38V251H39ZM82 250V251H81ZM256 250V251H255ZM91 250H89V252H90ZM228 251V253H230L231 251H229V250H227ZM170 253V254H169ZM250 253V254H249ZM259 253V254H258ZM78 255L77 257H76V255ZM193 254H196V255H193ZM237 254V255H236ZM257 254V255H256ZM45 255V256H44ZM80 255H81V259H79V257H80ZM103 256H108V254L107 253H98L97 254V260H100V264H105V262L101 259V257H103ZM169 256H171L172 258L174 257V260H171L170 258H169ZM50 257H52V255H49V257L48 258H50ZM85 257V258H84ZM87 257V258H86ZM246 258V259H245ZM88 259V260H87ZM167 259V260H166ZM175 259H177V260H175ZM249 259H251L250 261H249ZM46 261H47V257H46ZM175 261H176V263H175ZM244 261H246V262H244ZM17 262V261H16ZM13 263V264H19L20 262H17V263ZM173 262V263H172ZM225 262H227V263H225ZM159 262L157 261V264H158ZM237 263V262H236ZM235 263V264H236ZM20 264H24L23 262H21ZM234 264V263H233ZM252 264V263H251Z\"/></svg>",
    "mask_w": 264,
    "mask_h": 264
},
{
    "label": "snow or ice",
    "instance_id": "snow-or-ice-1",
    "mask_svg": "<svg viewBox=\"0 0 264 264\" xmlns=\"http://www.w3.org/2000/svg\"><path fill=\"white\" fill-rule=\"evenodd\" d=\"M239 3H240V0H235V2H230L227 6H228V7H232V8H236V7L239 6ZM259 35L262 36V37H264V33H260ZM246 43H247V42H246ZM255 47H256L255 44H250V45L248 46V50H247V52H245L244 57H242V58L240 59V64H241V65H244V64L248 61L247 57H248L250 54H252V50H253ZM261 48H264V45H262ZM232 52H233V53H236V52H237V49H236V48H232ZM101 139H104V138L102 137ZM237 237L240 238V233H239V232L237 233Z\"/></svg>",
    "mask_w": 264,
    "mask_h": 264
},
{
    "label": "water",
    "instance_id": "water-1",
    "mask_svg": "<svg viewBox=\"0 0 264 264\" xmlns=\"http://www.w3.org/2000/svg\"><path fill=\"white\" fill-rule=\"evenodd\" d=\"M241 234V233H240ZM259 259H262V258H259Z\"/></svg>",
    "mask_w": 264,
    "mask_h": 264
}]
</instances>
